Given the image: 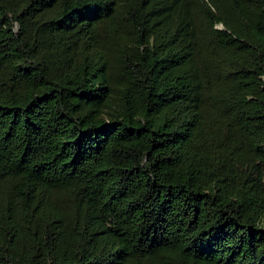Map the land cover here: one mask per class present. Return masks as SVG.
<instances>
[{
    "label": "trees",
    "instance_id": "trees-1",
    "mask_svg": "<svg viewBox=\"0 0 264 264\" xmlns=\"http://www.w3.org/2000/svg\"><path fill=\"white\" fill-rule=\"evenodd\" d=\"M0 264H264V0H0Z\"/></svg>",
    "mask_w": 264,
    "mask_h": 264
},
{
    "label": "rangeland",
    "instance_id": "rangeland-1",
    "mask_svg": "<svg viewBox=\"0 0 264 264\" xmlns=\"http://www.w3.org/2000/svg\"><path fill=\"white\" fill-rule=\"evenodd\" d=\"M217 27H218V28H222L223 25H222V24H218Z\"/></svg>",
    "mask_w": 264,
    "mask_h": 264
}]
</instances>
